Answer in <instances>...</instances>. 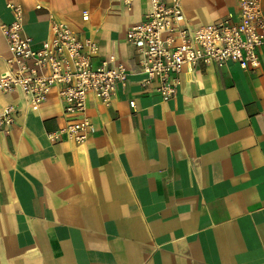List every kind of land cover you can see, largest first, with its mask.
<instances>
[{"label":"crops","instance_id":"0c3cea01","mask_svg":"<svg viewBox=\"0 0 264 264\" xmlns=\"http://www.w3.org/2000/svg\"><path fill=\"white\" fill-rule=\"evenodd\" d=\"M13 3L33 47L56 19L97 43L94 64L114 55L128 73L109 104L88 94L82 144L47 138L65 124L56 92L39 106L0 92L17 110L0 128V264H264V53L255 70L184 65L164 101L126 41L147 0H0V74ZM239 4L181 0L190 28Z\"/></svg>","mask_w":264,"mask_h":264},{"label":"built area","instance_id":"2783aa9c","mask_svg":"<svg viewBox=\"0 0 264 264\" xmlns=\"http://www.w3.org/2000/svg\"><path fill=\"white\" fill-rule=\"evenodd\" d=\"M133 0H123L130 8ZM143 19L126 33L136 50L144 78L142 86L156 82L155 91L166 101L174 96L178 74L184 65H222L235 61L244 70L260 66L264 53L262 0H240L236 20L222 19L211 25L190 28L185 22L181 0H147ZM12 21L2 24L9 58L0 74V92H19L32 106L47 102L56 92L65 124L47 134L51 142L62 139L84 143L93 132L86 99L92 94L109 104L118 84L126 83L127 70L109 55L94 64L99 47L89 37H80L67 23L50 20V34L38 47L23 33V8L8 4ZM87 16L84 15L83 19ZM16 107L0 111V128L8 130Z\"/></svg>","mask_w":264,"mask_h":264}]
</instances>
